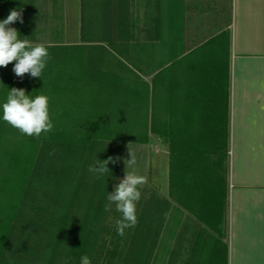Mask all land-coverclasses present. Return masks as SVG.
Masks as SVG:
<instances>
[{
  "label": "trees",
  "instance_id": "obj_1",
  "mask_svg": "<svg viewBox=\"0 0 264 264\" xmlns=\"http://www.w3.org/2000/svg\"><path fill=\"white\" fill-rule=\"evenodd\" d=\"M162 1L158 4L159 14L154 19V38L149 42H138L124 36L120 3L117 0L103 3L110 12L107 10L106 21H101L105 27L102 30L108 35L111 49L104 47L102 56L114 60L123 68L122 71L95 66L88 68L83 60L70 56V53L82 48L73 45L46 46L50 58L41 78H33L30 74H25L23 78L17 77L13 72L15 62L6 68L0 67V105L6 102L9 89L13 87L25 89L26 94L33 98L39 94L47 95L54 124L48 133L58 138L55 144L53 141L46 142L39 137L21 134L3 121L0 108V201L6 192H17L10 205L5 204V201L0 202L2 237L14 239L19 230L23 231L10 219L13 215L27 221V232L53 236L58 228V217L67 209V205L66 199H52L54 205L49 200L48 188L50 184L59 185L57 193L62 195L60 197H63V189L67 192L72 189L83 161V154L78 150L93 140L145 141L150 132L160 135L172 133L183 139V143L171 144L172 156L180 152L184 163V171L181 170L179 177L174 173V165L171 166V186L174 182L178 185L177 195L173 197L197 215L201 214L211 226L219 225L225 194L220 186L223 178L215 171V167L218 164L225 168L224 162L216 157L219 152L216 143L220 132L223 135L224 130L223 100L220 104L218 96H208L204 91H179L182 83L186 86L187 80L181 85L177 83L174 89L172 68L160 70L151 83L143 78L144 75L154 74L168 61L185 52L181 0H164V10H160ZM166 10L169 14L165 13ZM89 20L81 10L80 33L85 42L93 41L89 40L86 33L85 22ZM117 44L124 45L128 51L122 61L118 59L116 49H113ZM160 58L163 60L158 63L157 59ZM49 70L53 75L44 73ZM63 80L67 81L71 89L63 90ZM106 88L112 91H105ZM159 122L162 126H158ZM67 136L74 139L68 141L69 144L65 142ZM76 139L84 140V144L77 146ZM204 143H209V146L203 151L200 144ZM179 144L182 147L174 149L181 146ZM220 144L225 154L226 145ZM28 159L29 163L26 164L24 160ZM93 161L94 157H90L87 162L83 191L88 188L92 176L89 167ZM23 162L29 171V179L34 182L27 186L28 189L19 184L20 177L12 174L17 165ZM203 167L207 169L200 175L199 169ZM189 184L194 188L191 189ZM147 198L157 197L151 192Z\"/></svg>",
  "mask_w": 264,
  "mask_h": 264
},
{
  "label": "rangeland",
  "instance_id": "obj_2",
  "mask_svg": "<svg viewBox=\"0 0 264 264\" xmlns=\"http://www.w3.org/2000/svg\"><path fill=\"white\" fill-rule=\"evenodd\" d=\"M56 1L0 0V21L7 18L10 10L22 9L23 23L16 21L10 25L19 31L21 40L27 39L33 45L80 46L82 48L75 53H70V56L83 60L88 68L95 66L122 71L123 68L114 60L102 56L104 47L111 49L107 41L108 35L102 30L105 27L101 21H106L105 13L109 11L103 3L112 0H81L84 17L90 19L89 22H85L89 40H93L90 42L83 41L77 26L73 25L70 13L65 19L62 13L59 14ZM59 1L65 3L69 0ZM117 1L123 13L121 22L125 29L124 36L138 42L153 40L154 19L159 14L160 0ZM163 2L164 0L160 10L165 4ZM184 3L183 24L188 49L195 48L209 37L219 33L228 22L229 16L226 8L228 0H184ZM45 6L51 9L45 10ZM165 13L169 14V11L166 10ZM90 15L91 18H89ZM113 49H116L115 52L120 61L124 60L128 54L122 44H117ZM44 73L53 75L50 70ZM153 77V75H144L143 78L151 83ZM66 83L67 81H62L64 91L71 89V86H67ZM92 90L96 89L92 88ZM105 91H112V89L106 88ZM158 126H162V123L159 122ZM39 138L46 142L53 141L55 144L58 140L53 133H42ZM65 139L68 144L70 143L68 141L74 140L69 136ZM79 140L76 139V145L82 146L84 140ZM178 142L183 143V139L177 138L172 133L160 135L150 132L145 141L122 142L106 139L105 142L93 140L86 146L84 144L83 148L78 150L83 154V161L72 189L68 192L63 189V197H60L62 195L59 196L57 193L60 189L59 185L50 184L48 188L49 200L54 205L55 199L56 201L60 199L67 201H65L67 209L58 217L56 233L53 236H43L27 232V221L13 215L10 219L23 231L19 230L14 239L0 235V264H80V258L84 255L90 258L91 264H188L192 262L197 250L196 239L206 238V228L196 218L179 209L176 204L172 203L169 206L162 202L172 200L171 189L167 193L161 188L162 183H169L171 166L174 165L176 168L174 173H177L178 177L181 170L184 171L182 154L176 151L174 156L171 154L173 153L171 144H178ZM206 146H209V143L200 144V149L204 151L207 149ZM177 147L180 149L182 145L174 149ZM220 147L219 139L216 143V150L219 149L216 157L224 162V150ZM129 150L135 154L137 159L134 166L136 174L145 176L147 183L140 188L142 196L136 205L137 225L125 229V234L120 236L117 232L116 221L122 218V214L116 211L114 203L111 204L109 211H105V205L109 203L108 194L113 192L114 187L125 177L124 160L130 159ZM23 153L27 155L26 152ZM175 156L176 158H173ZM90 157H94L92 166L95 167H98L99 163L108 157H120L121 159L115 164L109 163L110 172L103 176L92 172L88 188L83 191L84 174L88 171L87 162ZM24 162L28 164L29 159ZM24 162L21 165L18 164L12 174L20 177L19 184L26 189L30 183L34 182L29 179V171L25 168ZM215 168H217L215 171L223 178L222 166L217 164ZM205 169L207 168L199 169V174L203 175ZM151 192L157 198H147L148 193ZM16 194L17 192H6L0 202L5 201V204L10 205L15 200ZM167 194L169 198H166ZM71 209H73L72 213ZM173 242L177 251L171 250Z\"/></svg>",
  "mask_w": 264,
  "mask_h": 264
},
{
  "label": "crops",
  "instance_id": "obj_3",
  "mask_svg": "<svg viewBox=\"0 0 264 264\" xmlns=\"http://www.w3.org/2000/svg\"><path fill=\"white\" fill-rule=\"evenodd\" d=\"M80 2L55 3L64 19L71 14L81 36ZM184 5L181 0L183 20ZM226 8V26L193 49L187 48L183 21L184 54L151 74L172 68L174 89L187 80L179 91H204L224 104V130L219 139L226 145L220 184L225 199L219 225L211 226L201 214L175 200L178 185L171 186L170 177L169 183L161 185L167 193L171 189L172 198L162 202L176 204L206 228L207 236L196 239V254L188 264H264V0H228ZM171 250L177 251L174 242Z\"/></svg>",
  "mask_w": 264,
  "mask_h": 264
},
{
  "label": "clouds",
  "instance_id": "obj_4",
  "mask_svg": "<svg viewBox=\"0 0 264 264\" xmlns=\"http://www.w3.org/2000/svg\"><path fill=\"white\" fill-rule=\"evenodd\" d=\"M16 21L23 23L22 9H12L6 19L0 21V67L6 68L15 62L13 72L17 77L23 78L25 74L31 77L41 78L49 57L45 45H33L29 40H21L19 31L10 27ZM49 100L47 95L39 94L34 98L26 94L23 88H11L7 94L6 102L0 105L2 119L10 126L19 130L28 137H39L42 133L50 132L53 121L50 116ZM130 159L124 160L125 177L114 187V191L107 196L108 204L105 211L115 204L116 211L122 214V218L116 221L118 235L123 236L125 229L135 227L138 223L137 202L141 199L140 188L147 183V178L138 175L134 166L137 163L136 156L129 150ZM120 157H108L99 163L98 167L90 166L89 171L103 176L110 172L108 164H115ZM129 169H132L131 171ZM80 264H91L87 255L80 258Z\"/></svg>",
  "mask_w": 264,
  "mask_h": 264
}]
</instances>
